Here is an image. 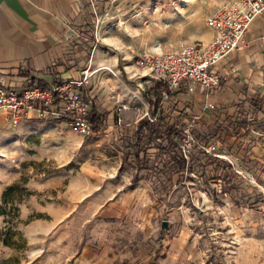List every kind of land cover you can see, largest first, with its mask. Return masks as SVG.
<instances>
[{
    "label": "rangeland",
    "instance_id": "374dc122",
    "mask_svg": "<svg viewBox=\"0 0 264 264\" xmlns=\"http://www.w3.org/2000/svg\"><path fill=\"white\" fill-rule=\"evenodd\" d=\"M143 28L133 42L157 52L155 26ZM135 72L93 136L64 117L0 116V264H264V95L192 125L179 95L148 113ZM172 142L190 143L185 167Z\"/></svg>",
    "mask_w": 264,
    "mask_h": 264
},
{
    "label": "crops",
    "instance_id": "0c3cea01",
    "mask_svg": "<svg viewBox=\"0 0 264 264\" xmlns=\"http://www.w3.org/2000/svg\"><path fill=\"white\" fill-rule=\"evenodd\" d=\"M228 1L0 0V86L46 87L81 79L86 74L87 80L80 88L91 99L94 89L90 92L89 88L93 77L95 81L99 76L102 96L95 92L91 101L101 104L103 110L99 109L110 119V110L124 99L121 81L126 73L136 70L134 58L151 50L148 45L136 46L133 33L145 31L146 24L155 26L156 43L152 48L156 51L186 42L209 41L215 31L207 18ZM92 6L97 8L96 14ZM247 33V45L235 49L216 65L224 81L219 90L208 96L198 90L170 97L182 96L187 108L203 114L204 119L211 116L210 123L219 116L234 115L231 105H239L247 113L253 100L264 95V13L252 20ZM138 77L143 87L146 84L150 89L155 85L143 75ZM207 101L216 108H205ZM167 102L162 100L157 110ZM148 103L149 113V95ZM135 112L125 110L126 116L135 117ZM1 115L7 119V111L2 108Z\"/></svg>",
    "mask_w": 264,
    "mask_h": 264
},
{
    "label": "built area",
    "instance_id": "2783aa9c",
    "mask_svg": "<svg viewBox=\"0 0 264 264\" xmlns=\"http://www.w3.org/2000/svg\"><path fill=\"white\" fill-rule=\"evenodd\" d=\"M93 12L97 13V8ZM264 13V0H230L211 13L208 25L215 36L209 41L186 42L171 49L155 53H139L134 66L145 78L163 86L162 99L176 93H195L201 90L211 95L223 85V75L216 65L235 49L247 45L249 25L257 15ZM262 47L264 48V36ZM87 75L77 80H63L46 87L30 84L26 87L0 86V108L7 111V118L19 119L26 112L66 118L73 132L88 136L97 134L90 117L92 102L80 88ZM205 108L215 109L216 105L206 102ZM192 125L200 123L203 114L192 112ZM152 121L155 118H151ZM183 148L185 157L191 154V145ZM215 148V146L213 147ZM210 151V149H208Z\"/></svg>",
    "mask_w": 264,
    "mask_h": 264
},
{
    "label": "trees",
    "instance_id": "16d2710c",
    "mask_svg": "<svg viewBox=\"0 0 264 264\" xmlns=\"http://www.w3.org/2000/svg\"><path fill=\"white\" fill-rule=\"evenodd\" d=\"M162 91H163V87L160 83H155V85L149 89V100H150L149 113L151 115L154 113V111L157 110V107H159L161 101L163 100ZM90 117L93 123L94 130L100 131L104 127L107 117H106V112H103L99 109L98 103L96 101H93L92 109L90 111ZM143 122H144V118L140 120L138 127L142 126ZM148 124L151 129L160 131L162 135L166 134L168 137H171L174 131L179 132L178 123L174 121L173 123L166 122L165 124L155 123V121H151V122L148 121ZM172 144L173 146L176 145L178 147V152H176L177 155H174V158L176 159L175 162L180 163V165L182 164V167H185V163L187 161L183 154L182 147L178 146L177 143L175 144V142L174 143L172 142Z\"/></svg>",
    "mask_w": 264,
    "mask_h": 264
}]
</instances>
